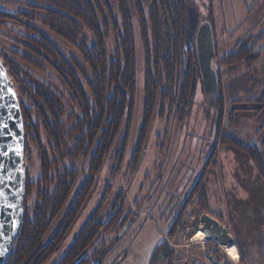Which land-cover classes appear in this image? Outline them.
Wrapping results in <instances>:
<instances>
[{
  "label": "trees",
  "instance_id": "16d2710c",
  "mask_svg": "<svg viewBox=\"0 0 264 264\" xmlns=\"http://www.w3.org/2000/svg\"><path fill=\"white\" fill-rule=\"evenodd\" d=\"M184 2L147 0L146 9L143 0H33L29 8L41 13L40 26L71 47L78 58L66 56L30 25L28 20L33 15L0 11L1 28L8 22L22 26L25 33L16 35L14 46L0 43V58L14 83L20 106L24 160L27 162L35 154L40 165L37 181L32 182L26 170L22 222L4 264H48L85 211L94 193L90 187L92 177L101 171L103 160L122 127H126V133L118 155L121 157L124 151L126 154L136 93V34L143 50L144 72L141 125L135 151L139 155L143 151L157 103L159 118L173 111L178 121L185 118L191 105L190 90L197 57L195 48L184 45ZM260 40L263 39L255 42L253 38L247 39L218 64L233 67L242 63L246 68L252 67L264 57V50L256 48ZM28 70L46 76V81ZM215 72L218 89L213 103L223 114L221 83L218 71ZM241 107L238 110L241 113H234L236 110L231 108L228 116L264 115V88ZM218 141L245 153L264 183L262 150L239 144L233 138H217L207 166L216 157ZM132 156L130 161L135 162ZM80 157L92 175L82 182L63 221L48 239L52 223L63 212L81 175L75 164ZM203 177L202 173L189 197L196 195L201 204L207 205L203 187H196ZM32 193L36 195V202L30 207L28 198ZM105 195L54 264L102 263L109 248L104 243L97 245L101 235L110 231L118 236L131 219L122 217L116 200L103 217ZM201 210L211 215L205 207ZM178 224L175 219L168 227V238L173 237ZM160 250L164 252L166 264H172L174 253L165 243L156 247L153 257Z\"/></svg>",
  "mask_w": 264,
  "mask_h": 264
},
{
  "label": "rangeland",
  "instance_id": "374dc122",
  "mask_svg": "<svg viewBox=\"0 0 264 264\" xmlns=\"http://www.w3.org/2000/svg\"><path fill=\"white\" fill-rule=\"evenodd\" d=\"M32 2L0 0V11L13 15L21 12L33 15V19L28 20L30 25L47 36L66 56L78 58L71 47L40 26L39 18L42 15L30 10L29 4ZM143 2L147 9V0ZM184 4V45L187 48H196V36L202 24H208L212 29L215 48L212 67L218 71L221 83L223 114L213 103L216 93H212L211 86L204 83L197 64L190 90L191 105L185 118L182 122L178 121L174 111L166 112L163 118H159L157 103L147 141L139 155L135 150L141 125L144 63L141 42L136 34V93L126 154L124 151L125 155H118L126 133V127H122L103 160L101 171L92 177L90 187L94 188V193L85 211L65 239L63 247L48 264H54L67 250L74 235L99 204L104 193L103 217L113 208L116 200L122 217L131 219L119 239L116 232L109 231L101 235L97 245L104 243L109 248L101 264H166L162 250L153 257L156 247L162 243L174 253L172 264H179L182 259L190 256H204L205 251L222 260L225 253L218 245L195 238L200 228L202 206L229 230L240 263L241 255H244L254 262L252 264H260L264 238L262 179L245 153L219 141L216 157L208 166L207 160L219 137L233 138L244 146H256L264 156V115L253 118L246 113L232 118L228 116L231 108L237 113L241 106L257 97L264 88V57L250 68L242 63L233 67L218 64L247 39L253 38L255 42L262 38L256 42V48L264 50V0H185ZM18 34H25L22 26L7 22L4 28L0 27V43L14 46ZM28 71L46 81V76ZM131 156L135 162L130 161ZM78 159L81 161L75 164L81 175L76 177L77 183L63 212L52 223L48 239L63 221L71 199L77 196L82 182L92 175L86 161L81 157ZM24 168L25 173L29 171L32 182L40 178V165L35 154L27 162L24 160ZM202 173L203 181L196 187H203L207 205L201 204L196 195L191 199L189 197ZM35 197L34 193L29 196L30 207L36 202ZM186 199L187 205H184ZM175 219L179 224L173 237L168 238V227Z\"/></svg>",
  "mask_w": 264,
  "mask_h": 264
},
{
  "label": "water",
  "instance_id": "95a60500",
  "mask_svg": "<svg viewBox=\"0 0 264 264\" xmlns=\"http://www.w3.org/2000/svg\"><path fill=\"white\" fill-rule=\"evenodd\" d=\"M195 49L202 79L216 93L217 76L212 67L215 48L210 25L200 26ZM25 186L23 120L16 90L0 58V264L6 261L21 226ZM199 223L206 241L220 246L234 244L229 230L211 215L200 214Z\"/></svg>",
  "mask_w": 264,
  "mask_h": 264
},
{
  "label": "built area",
  "instance_id": "2783aa9c",
  "mask_svg": "<svg viewBox=\"0 0 264 264\" xmlns=\"http://www.w3.org/2000/svg\"><path fill=\"white\" fill-rule=\"evenodd\" d=\"M204 238H202L200 241H203ZM206 242V240L204 239ZM214 242V241H212ZM216 245H218L216 242H214ZM220 248L222 246L218 245ZM204 252V251H203ZM179 264H241L239 258H237L236 261H232L230 258H228L226 255L223 256V259L221 260L219 257L212 253H207L205 251L204 256H190L187 258L182 259Z\"/></svg>",
  "mask_w": 264,
  "mask_h": 264
},
{
  "label": "bare ground",
  "instance_id": "6f19581e",
  "mask_svg": "<svg viewBox=\"0 0 264 264\" xmlns=\"http://www.w3.org/2000/svg\"><path fill=\"white\" fill-rule=\"evenodd\" d=\"M195 238L196 239L197 238H199V239L200 238H204V235H203V233L200 230H198V234H196ZM221 249L224 251L225 255L228 258H230L232 261H236L237 260L238 256H237V254L235 252V248H234V246L232 244L227 245V246H222Z\"/></svg>",
  "mask_w": 264,
  "mask_h": 264
},
{
  "label": "crops",
  "instance_id": "0c3cea01",
  "mask_svg": "<svg viewBox=\"0 0 264 264\" xmlns=\"http://www.w3.org/2000/svg\"><path fill=\"white\" fill-rule=\"evenodd\" d=\"M257 46V45H256ZM264 233V232H263ZM263 244H264V238H263ZM234 248H235V252H236V254H237V256H238V258H239V254H238V252H237V249H236V247L234 246ZM241 257H242V263L241 264H252L251 262H253L251 259H248V258H246L244 255H241ZM251 257V256H250ZM239 260H240V258H239ZM254 263V262H253ZM258 264V263H257ZM260 264H264V259H263V248H262V250H261V256H260Z\"/></svg>",
  "mask_w": 264,
  "mask_h": 264
}]
</instances>
